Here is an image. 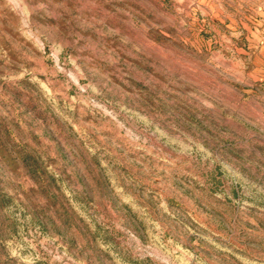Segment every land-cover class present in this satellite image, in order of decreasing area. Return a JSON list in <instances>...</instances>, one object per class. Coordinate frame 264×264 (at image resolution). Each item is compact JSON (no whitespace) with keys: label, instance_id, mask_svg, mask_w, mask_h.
I'll list each match as a JSON object with an SVG mask.
<instances>
[{"label":"rangeland","instance_id":"374dc122","mask_svg":"<svg viewBox=\"0 0 264 264\" xmlns=\"http://www.w3.org/2000/svg\"><path fill=\"white\" fill-rule=\"evenodd\" d=\"M0 264H264V0H0Z\"/></svg>","mask_w":264,"mask_h":264}]
</instances>
